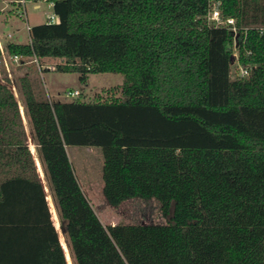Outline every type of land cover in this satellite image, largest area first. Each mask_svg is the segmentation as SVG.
I'll return each mask as SVG.
<instances>
[{"label": "trees", "instance_id": "1", "mask_svg": "<svg viewBox=\"0 0 264 264\" xmlns=\"http://www.w3.org/2000/svg\"><path fill=\"white\" fill-rule=\"evenodd\" d=\"M52 1L58 21L31 26L8 54L25 66L58 59L86 85L124 76L119 94L91 99H52L29 71L15 83L75 264H264V0H217L235 20L221 25L213 0ZM3 80L0 264H67ZM74 146L101 150L109 204L155 199L166 222L103 224Z\"/></svg>", "mask_w": 264, "mask_h": 264}, {"label": "rangeland", "instance_id": "2", "mask_svg": "<svg viewBox=\"0 0 264 264\" xmlns=\"http://www.w3.org/2000/svg\"><path fill=\"white\" fill-rule=\"evenodd\" d=\"M13 1V0H11ZM30 26L46 21V17L54 14L52 7L48 3L41 2V9H34L32 3L27 4ZM17 5L9 0H0V46L3 55L10 56L7 51V46L10 42L28 43L29 33L27 24L18 14ZM10 35V36H9ZM8 61V75L12 79L10 88L14 90L17 98L19 109L21 111L23 123L26 133L30 128L28 119L24 112L23 102L19 94V90L15 86L18 76L26 71L36 73L42 79L44 86L52 99H63L65 92L79 90L80 95L84 98L91 99L97 95L105 97L115 94L114 89H118L123 81L124 76L121 73H95L90 74L88 84H82L77 73H67L56 70H48L47 66H54L59 62L58 59H46L41 63L29 61L28 66L21 65V57L14 60L12 56ZM0 62V81L3 80L2 65ZM26 64V65H27ZM119 89L116 94H119ZM60 95V97H59ZM79 149V150H78ZM72 153L75 154L73 163H75L77 172L90 176L93 180L95 190V202L97 210L101 213V218L106 225L109 224H138V223H165L160 210V203L155 200L129 199L123 202L120 206L109 204L103 194L102 187V167L103 156L99 148L90 147H70Z\"/></svg>", "mask_w": 264, "mask_h": 264}, {"label": "crops", "instance_id": "3", "mask_svg": "<svg viewBox=\"0 0 264 264\" xmlns=\"http://www.w3.org/2000/svg\"><path fill=\"white\" fill-rule=\"evenodd\" d=\"M9 2H13V1L9 0ZM35 6H37V5H35ZM40 9H41V5H40ZM28 33H29V31H28ZM29 38H30V34H29ZM1 53H2V49H1V46H0V62H2V60L4 61V64L2 65V69L5 70L6 73L8 74V72L10 70L9 67H8V61H9V59L11 57L10 56L7 57L6 55H3ZM27 141H28L29 148H30V150H31V152L33 154V158H34V161H35L37 174L39 176V180H40V182L42 184V187H43V190H44V193H45V197H46V201H47V204H48V207H49L51 219H52V222L54 224L55 230L57 232L58 239H59L61 248L63 250L66 262H67V264H75L73 256H72L71 248L69 246L68 238H67L66 232L64 230V223H63V221L61 219V216H60V213H59V209H58V207L56 205V201H55V199L53 197V194H52L51 189L49 187L48 181H47V179L45 177V174L43 172L42 165H41L40 160H39V158L37 156L36 146H35L34 141L32 139L30 130H29V132L27 134ZM90 148H93V147H90ZM67 150H68V154L70 156V159L72 161L73 167L75 169L76 176H77L78 181H79V183L81 185V188L83 190V193L88 198V200H89L90 204L92 205L94 211L98 214V216L100 217V219L103 222V224H105L104 220H102V218L100 216L101 215L100 211L97 210V205H96L95 197H94L96 193H95V190L93 189V184L90 183V181H92L93 179L90 178V176H88V175H85V174L81 175V174H79L77 172L75 163H73V159L75 157V154L72 153V151L70 150V147ZM102 187H104V182H102Z\"/></svg>", "mask_w": 264, "mask_h": 264}, {"label": "built area", "instance_id": "4", "mask_svg": "<svg viewBox=\"0 0 264 264\" xmlns=\"http://www.w3.org/2000/svg\"><path fill=\"white\" fill-rule=\"evenodd\" d=\"M13 2L17 5V9H18V12L17 14L23 18L27 24V30L30 32V21H29V14H28V7H27V4L28 3H32L33 4V7L34 9H40V5H41V2H46L48 3V5L50 7H54V2L52 0H13ZM37 5V6H35ZM220 1H217V0H213V7H212V10H211V13L209 14V19L214 22L215 24H225V23H228V24H234L235 23V20L232 19V18H229V19H224L221 15V11H220ZM46 21H49V22H57L58 21V16L54 13L50 16H47L46 17ZM235 29V28H234ZM14 60H17L19 59L20 57L19 56H13ZM37 61V60H36ZM56 67L54 66H47V69L49 70H55ZM248 73V71L246 69H242L241 70V75H246ZM80 95V92L79 90H74V91H68L66 93V96L67 97H77Z\"/></svg>", "mask_w": 264, "mask_h": 264}]
</instances>
